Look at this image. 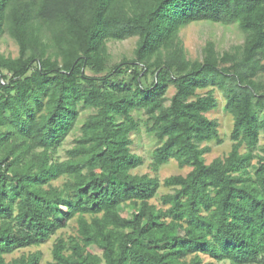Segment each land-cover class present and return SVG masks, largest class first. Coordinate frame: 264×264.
Returning a JSON list of instances; mask_svg holds the SVG:
<instances>
[{"label":"trees","instance_id":"trees-1","mask_svg":"<svg viewBox=\"0 0 264 264\" xmlns=\"http://www.w3.org/2000/svg\"><path fill=\"white\" fill-rule=\"evenodd\" d=\"M197 22L237 23L244 40L191 58L180 32ZM5 34L18 54L0 53V264H41V250L7 255L73 219L49 264H264V0H0ZM132 37L111 62L108 42ZM216 91L232 146L208 162ZM143 128L154 174L134 172ZM171 159L191 170L162 181Z\"/></svg>","mask_w":264,"mask_h":264},{"label":"rangeland","instance_id":"rangeland-1","mask_svg":"<svg viewBox=\"0 0 264 264\" xmlns=\"http://www.w3.org/2000/svg\"><path fill=\"white\" fill-rule=\"evenodd\" d=\"M180 36L184 41V45L187 54L191 58L201 57L204 45L208 40L215 42L217 49L219 51L228 50L232 45L243 42L244 34L238 27L237 23L221 24V23H211V22H197L188 25L183 28L180 32ZM136 37L119 40V41H109V50L111 53V62H119L124 56L131 57L133 55V49L136 44ZM0 53L7 55L17 56L18 46L14 40L7 34L0 38ZM264 78V75H263ZM174 92V88L171 87L169 90V95L171 96ZM205 92V91H203ZM216 95L219 98L218 108L210 111L207 115L219 122V137L221 142L218 140L211 142V150L206 154V159L208 162L212 161L216 157H223L226 155L232 146L231 132L233 128V117L224 111L223 106L225 103L222 94L216 91ZM91 110H83L81 116L75 126V129L68 135L64 143L58 148L56 157L60 160L67 158V150L75 145L76 138L81 134V125ZM133 152L141 155L144 158V164L136 169V173H151L154 174L152 170L153 161V150L157 146L156 139L149 135L144 128L141 132L133 133ZM191 170L190 166H181L176 159H171L169 162L165 163L159 170V177L162 181L165 178L175 175L183 174L186 175ZM65 181V178H59L53 183L55 185H61ZM170 191V188L162 186L159 191V196L153 200L154 203L162 206L160 196L166 192ZM125 215L130 214V210L124 212ZM77 219H73L69 222V226L65 229L60 230L57 234L52 236L50 240L43 243L40 246L29 247L25 249H17L14 253L7 255V260H12L13 258L19 257L22 253L35 250H41L43 252V258L41 264H49L52 257V249L56 239L59 236H75L78 234ZM94 251H99L93 248ZM206 261H210L208 258ZM213 264H229L227 261L218 262L214 261Z\"/></svg>","mask_w":264,"mask_h":264}]
</instances>
